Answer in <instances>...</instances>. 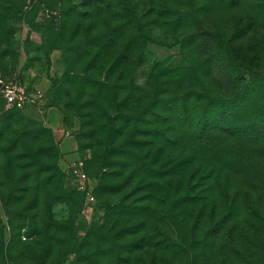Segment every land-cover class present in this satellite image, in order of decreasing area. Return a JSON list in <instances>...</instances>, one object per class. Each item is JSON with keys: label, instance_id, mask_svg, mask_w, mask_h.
<instances>
[{"label": "rangeland", "instance_id": "rangeland-1", "mask_svg": "<svg viewBox=\"0 0 264 264\" xmlns=\"http://www.w3.org/2000/svg\"><path fill=\"white\" fill-rule=\"evenodd\" d=\"M25 1L0 0V74L16 76L30 89L40 88L41 106L55 109L59 126L29 111L0 117V147L9 149L6 154L0 150V264H105L114 256L115 244L86 234L92 227L108 225L107 215L119 198L101 190L106 185L101 173L110 167L99 171L100 161L84 134L92 126L99 130L96 123L106 125L107 118L124 107L119 102L125 93V109L131 112L178 108L168 127L180 125L183 95H190L185 102L193 116L206 109L208 99L231 95L232 81L244 64L264 70V0H89L86 7L80 6L84 0H61L57 6L63 14L49 21L35 10L23 12ZM96 3L101 12H96ZM71 6L75 13L68 17ZM223 39L232 42L233 58L221 54ZM249 87L245 108L231 112L211 104L218 116L223 111L227 116L218 117L220 125L204 133L200 149L212 156L235 157L228 165L234 170L243 166L238 159L262 157V164L254 166L264 171V137L251 132L252 124L264 118V86ZM240 129L246 133H238ZM68 140L73 145L65 150L61 145ZM82 154L88 155L89 187L96 200L90 220L81 215L82 196L74 190V177L65 172L66 164ZM149 180L136 172L123 192L138 184L141 189L132 196L136 203L164 211L165 194L157 184L148 189ZM259 181L264 187V179ZM156 219L152 212L119 216L115 228L143 220L145 229L118 240L132 242L141 235L150 240ZM47 235L52 236L49 242ZM40 236V244L30 249ZM233 238L242 250H230L226 263L221 259L224 249L199 248L198 263L248 264L250 258L264 264L262 251L247 243L250 238L240 228ZM154 248L145 250L144 262L135 252L129 264H164L161 256L174 257V264L186 263L181 254L169 251L171 257Z\"/></svg>", "mask_w": 264, "mask_h": 264}, {"label": "trees", "instance_id": "trees-1", "mask_svg": "<svg viewBox=\"0 0 264 264\" xmlns=\"http://www.w3.org/2000/svg\"><path fill=\"white\" fill-rule=\"evenodd\" d=\"M84 1L80 6L91 5L89 0ZM53 2H49L50 6L58 7L57 4L61 3V0H53ZM108 5L106 3V8ZM95 7H97V13L103 10L99 3H96ZM58 8H60V15L63 14V9ZM75 9V6H71L70 13L66 10L68 17L75 13ZM231 43L227 39H223L222 43L220 41L221 54L226 58L234 57ZM250 84L263 87L264 70L254 69L244 64L239 75L232 81L233 93L229 96L222 95L220 98L208 99V106L203 111H199L198 116H193L188 111L189 107L185 100L190 95H183L179 101L183 107L179 127L177 125L168 127L167 123L177 115L178 108L174 107V112H167L164 107L152 110L145 107L131 112L125 109L129 102V95L125 93L119 102L124 107L115 110L110 118H107L108 123L105 121L108 128L104 124L96 123L94 125L99 127V130L92 126L84 134V137L88 139L87 145L93 148L94 158L100 161L99 171L105 166L110 167L101 173L102 178L106 179V185L101 186V190L109 194H117L119 198L107 215L108 225L100 228L92 227L86 234V236L92 234L94 237H105L115 244L114 256H109L105 264H129L130 256L135 252L136 258L144 262L145 250L153 252L154 247L168 251L171 257L172 253L169 251L183 255L185 264H200L198 248L203 251L224 249L223 253L221 252V259L226 263L230 250L234 253L242 250L241 247L235 246L233 238V232L237 228L243 231L246 238H250L247 243L252 244V248L258 247L262 251V262H264V187L257 184L260 183L259 179H264V171L257 170L254 166L262 164V157L245 156L242 161L238 159L243 166L234 170L228 165L236 159L235 157L231 160L226 159L225 156H212L200 149L201 138L206 135L204 133L220 125L218 117L227 116L225 111L218 116L211 104H217L231 112L245 108L248 99L246 90L250 88ZM262 89L264 91V87ZM0 100L3 111L0 117L14 112L25 114L18 109L4 110L1 97ZM169 109H173V106L171 105ZM261 109L264 112V104ZM115 121L121 124L116 125ZM126 127H130L131 130L126 132ZM252 129L251 132L264 137V118L257 119L252 124ZM238 131V133H246V130ZM234 132L237 133L235 129ZM140 135L142 137L139 138ZM141 149L145 151L139 152ZM0 150L4 154L9 151L3 147H0ZM121 157L122 160H120ZM246 164L249 165L248 171ZM86 165L87 162L85 170ZM136 172L151 178L148 181L149 185L146 186L148 189L155 184L161 187L167 202L164 211L154 208L151 204L136 203L139 200L135 201L132 196L141 189L138 184L130 186L126 192H123L124 186L131 181ZM125 173L127 177L122 180L121 177ZM246 175L250 180H246ZM74 190L82 196L80 210L84 203V193L75 188ZM256 191L260 192L258 196L255 194ZM149 193L151 195V192ZM131 198L132 200L127 201ZM148 212L157 215V225L151 227L152 232H149L150 235L147 236V239L151 238L152 241L151 239L147 241L144 235L132 242L118 240L127 235H137L145 229L143 220L117 229L114 225L119 216L142 217ZM238 219H241L244 225L239 226ZM179 229L181 238L178 236ZM111 230L113 232L109 234ZM199 230L201 235L198 234ZM39 234L38 232L37 235ZM41 238L42 236L28 247L31 249L40 244ZM46 239L49 242L52 236L47 235ZM50 250L51 248H47L48 253ZM161 258L164 264H174V257L169 259L161 256ZM247 262L261 264L257 259V263L250 258ZM151 264L156 263L152 261ZM204 264L210 263L204 261Z\"/></svg>", "mask_w": 264, "mask_h": 264}, {"label": "built area", "instance_id": "built-area-1", "mask_svg": "<svg viewBox=\"0 0 264 264\" xmlns=\"http://www.w3.org/2000/svg\"><path fill=\"white\" fill-rule=\"evenodd\" d=\"M37 10L38 17L42 20H54L60 16V8L50 6L48 0H26L23 12ZM42 90L34 87L28 88L26 84L16 76L6 77L0 74V97L3 99L4 110L18 109L21 111L35 110L42 114L44 108L41 106ZM68 135L67 132H64ZM88 155L82 154L76 160L68 162L65 172L74 177L73 187L84 193V203L81 215L90 220L95 197L89 187V176L85 170Z\"/></svg>", "mask_w": 264, "mask_h": 264}, {"label": "crops", "instance_id": "crops-1", "mask_svg": "<svg viewBox=\"0 0 264 264\" xmlns=\"http://www.w3.org/2000/svg\"><path fill=\"white\" fill-rule=\"evenodd\" d=\"M54 108L44 109L42 114H39L35 110H29L30 114L32 115H38L41 118L39 120H44V122H47V120L55 125L56 127L59 126V115L56 111H54ZM59 134V131L56 132ZM73 145V142L71 140L66 141L65 143L61 145L63 149L67 150L69 147Z\"/></svg>", "mask_w": 264, "mask_h": 264}]
</instances>
